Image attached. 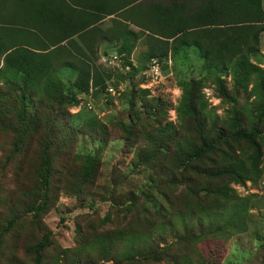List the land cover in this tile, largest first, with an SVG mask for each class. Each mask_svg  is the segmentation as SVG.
I'll list each match as a JSON object with an SVG mask.
<instances>
[{
	"label": "rangeland",
	"instance_id": "obj_1",
	"mask_svg": "<svg viewBox=\"0 0 264 264\" xmlns=\"http://www.w3.org/2000/svg\"><path fill=\"white\" fill-rule=\"evenodd\" d=\"M153 13L0 0V264H264V31L210 48Z\"/></svg>",
	"mask_w": 264,
	"mask_h": 264
},
{
	"label": "trees",
	"instance_id": "obj_2",
	"mask_svg": "<svg viewBox=\"0 0 264 264\" xmlns=\"http://www.w3.org/2000/svg\"><path fill=\"white\" fill-rule=\"evenodd\" d=\"M234 1L235 0H153V14L158 19H163L170 23L156 26L157 30L151 29V31H157L160 35L168 37L173 34H201L204 36V40L211 45L210 48L217 44L223 46L226 43V40L231 39V35L242 31L241 28L243 27H241V24L245 25L244 29L246 30L248 27H252L258 23L257 26H253L255 33L264 31V27L259 24L264 20L260 0H239L235 8L233 5V8H224L220 5L223 2L234 3ZM237 26H239V28ZM255 35L256 34H253L254 37ZM193 41L194 42L191 43L193 46L198 49L202 48L197 39H194ZM248 50L250 51L252 48L248 47ZM227 51L230 53L229 50ZM51 98L55 100L56 106L61 108V104L64 102V97L61 93L58 92L56 93V97ZM19 121V125L21 124V127L26 129L24 120L20 118ZM43 176L45 177V180L38 186L35 192V198L44 203L41 207L42 209L45 207L46 201L49 200L50 188H52L50 185L49 173H44ZM41 208L36 206L34 208L29 207V209L35 210V212L32 213L33 216L36 215ZM29 251L31 255L41 258L43 251L42 242L36 241Z\"/></svg>",
	"mask_w": 264,
	"mask_h": 264
},
{
	"label": "built area",
	"instance_id": "obj_3",
	"mask_svg": "<svg viewBox=\"0 0 264 264\" xmlns=\"http://www.w3.org/2000/svg\"><path fill=\"white\" fill-rule=\"evenodd\" d=\"M122 53H113L112 55H110V59L109 62L112 65H116V66H120L121 70L126 73L127 70H129L130 66L128 65H122L119 64L121 62V56ZM125 70V71H124ZM159 74V65L158 62L156 60V58H151L148 64V67L144 69V71H142V76H144V78H146L145 80L148 81H152V82H156L157 81V76ZM147 81V82H148ZM108 90H111V88H109Z\"/></svg>",
	"mask_w": 264,
	"mask_h": 264
},
{
	"label": "crops",
	"instance_id": "obj_4",
	"mask_svg": "<svg viewBox=\"0 0 264 264\" xmlns=\"http://www.w3.org/2000/svg\"><path fill=\"white\" fill-rule=\"evenodd\" d=\"M235 1L239 2V0H235ZM260 6H261V9H264V0H260Z\"/></svg>",
	"mask_w": 264,
	"mask_h": 264
}]
</instances>
